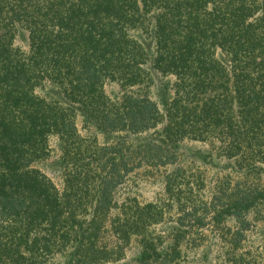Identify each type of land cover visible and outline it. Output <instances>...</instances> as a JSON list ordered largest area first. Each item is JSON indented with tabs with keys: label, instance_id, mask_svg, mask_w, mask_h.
<instances>
[{
	"label": "trees",
	"instance_id": "16d2710c",
	"mask_svg": "<svg viewBox=\"0 0 264 264\" xmlns=\"http://www.w3.org/2000/svg\"><path fill=\"white\" fill-rule=\"evenodd\" d=\"M51 136L62 189L35 167ZM143 166L166 197L118 201ZM263 175L264 0H0V264H107L133 240L139 264H187L209 226L221 264H257Z\"/></svg>",
	"mask_w": 264,
	"mask_h": 264
},
{
	"label": "rangeland",
	"instance_id": "374dc122",
	"mask_svg": "<svg viewBox=\"0 0 264 264\" xmlns=\"http://www.w3.org/2000/svg\"><path fill=\"white\" fill-rule=\"evenodd\" d=\"M166 79L172 80L170 76H168ZM160 81L161 79L159 77L157 83H159ZM107 90L112 92V87L108 86ZM156 90H159L158 86L150 88L151 95L155 99H157L159 96V93H157ZM77 124L80 131L82 133H85L86 129L82 128L81 117H78ZM187 144L191 147V149H201L202 151L209 149L207 143L188 141ZM50 148L51 152L48 158L35 163V167L45 172L55 183V185L59 189H62L63 181L60 173V168L58 166L61 154L58 149L55 136L50 137ZM187 162L188 161L186 159H183V163ZM213 162L214 163L212 166L210 164L201 165L200 160H196L197 165H199L200 167H196V174L199 175V178L195 176L191 178V180L194 181V183L191 184L192 187H194L193 194L197 196L202 195L207 198V196H209L211 193L213 185L219 180H222V171H218L215 165V163L218 162V159L214 158ZM162 172L163 169L149 166L135 168L133 171H131L130 174L127 175L125 181L118 186L116 190V199L118 201H121L124 198H135L140 203L148 201H160L164 199L166 197V194L164 192L163 183L161 180L163 179ZM198 182L202 184L200 188H197V186H199ZM261 224L264 225L263 223ZM210 231V226L206 227L203 230L205 237L202 239V242H204V244L200 245V248L198 249L195 256H190L192 261L190 260V263L187 264H197L201 260V255L202 253H204L207 247H211L212 251L209 254L208 258L200 261L201 264H221L222 259L215 257L217 245L215 243V236ZM249 241H251V244L253 243L252 246L254 249H257L258 253L261 252L262 247H264L263 233L259 232V230L256 228L254 232L250 233ZM138 250V244L135 240H133L128 246H126L125 255L122 259L115 262H109L107 264H139ZM257 262V264H264V254H258Z\"/></svg>",
	"mask_w": 264,
	"mask_h": 264
}]
</instances>
